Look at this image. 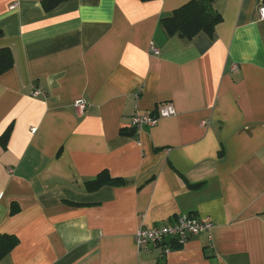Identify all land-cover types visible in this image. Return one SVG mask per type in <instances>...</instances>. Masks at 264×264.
I'll return each instance as SVG.
<instances>
[{
	"label": "crops",
	"instance_id": "crops-1",
	"mask_svg": "<svg viewBox=\"0 0 264 264\" xmlns=\"http://www.w3.org/2000/svg\"><path fill=\"white\" fill-rule=\"evenodd\" d=\"M190 1L0 0L15 62L0 75V235L20 239L0 264H264L262 0H218L212 36H170L163 18ZM167 104L174 116L133 127ZM103 171L127 184L89 192ZM184 214L214 228L166 255L137 248L140 228Z\"/></svg>",
	"mask_w": 264,
	"mask_h": 264
},
{
	"label": "trees",
	"instance_id": "trees-1",
	"mask_svg": "<svg viewBox=\"0 0 264 264\" xmlns=\"http://www.w3.org/2000/svg\"><path fill=\"white\" fill-rule=\"evenodd\" d=\"M62 0H42L46 10L55 8ZM149 2L154 0H140ZM218 0H192L175 10L170 16L163 18L162 24L170 36H178L192 40L198 35L205 33L209 36L214 34L216 27L223 21L222 15L215 9ZM261 5L264 6V0ZM14 57L9 48H0V75L5 74L14 67ZM11 130L0 138L3 145L6 144ZM122 134L134 137L135 132L123 131ZM126 181L113 178L108 171L101 172L95 179L86 182L89 192H96L104 187H124ZM195 188V186H191ZM20 243L15 235H0V262H2ZM180 246H172V251Z\"/></svg>",
	"mask_w": 264,
	"mask_h": 264
},
{
	"label": "built area",
	"instance_id": "built-area-1",
	"mask_svg": "<svg viewBox=\"0 0 264 264\" xmlns=\"http://www.w3.org/2000/svg\"><path fill=\"white\" fill-rule=\"evenodd\" d=\"M261 19H264V6L260 9ZM150 51L158 56L159 50L151 44ZM45 95V92L35 89L33 97ZM88 106L85 100H77L74 107L80 113H83ZM176 111L171 104L159 107L157 112L152 115H135L132 119L133 127L136 130H142L145 127L154 126L159 119L174 116ZM214 228L212 220L207 218H198L191 214L180 215L172 224H160L151 227H142L135 235V242L140 251H146L150 248H158L163 255L172 251V246H184L189 241L209 233Z\"/></svg>",
	"mask_w": 264,
	"mask_h": 264
}]
</instances>
